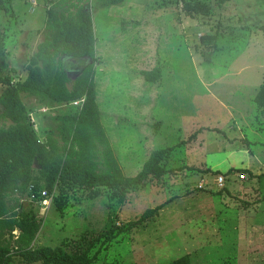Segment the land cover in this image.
Here are the masks:
<instances>
[{
  "label": "rangeland",
  "instance_id": "obj_1",
  "mask_svg": "<svg viewBox=\"0 0 264 264\" xmlns=\"http://www.w3.org/2000/svg\"><path fill=\"white\" fill-rule=\"evenodd\" d=\"M36 1L13 0L8 15L0 13V74L15 81L24 78L48 33L52 0ZM85 4L96 36L99 118L124 174L136 175L152 151L174 146L164 161L171 171L125 195L75 184L56 186L48 196L47 188L36 193L33 184L24 195L11 194V206L37 214L35 247L79 252L94 243L90 255L99 253L91 264H167L185 254L192 264H264V109L254 101L264 78V0H228L211 15L188 14L176 0ZM218 31L212 43L203 41ZM155 69L160 77L144 80L143 71ZM42 105L41 112L31 109L45 142L59 135L57 115L82 108ZM9 123L0 117V126ZM95 159L103 169L101 157ZM219 174L226 176L225 188L215 182ZM9 231L0 234L2 242L16 250L20 230Z\"/></svg>",
  "mask_w": 264,
  "mask_h": 264
},
{
  "label": "trees",
  "instance_id": "obj_2",
  "mask_svg": "<svg viewBox=\"0 0 264 264\" xmlns=\"http://www.w3.org/2000/svg\"><path fill=\"white\" fill-rule=\"evenodd\" d=\"M12 1L0 0V13L8 15ZM176 1L182 3L188 14L211 15L216 7L228 0ZM121 2L123 0H108L109 4ZM45 27L48 33L29 58L26 77L15 81L11 74H0V117L10 122L0 126V234L6 228L9 233L20 230L16 250L2 242L3 236L0 235V264H16V256L20 257L21 264H91L99 253L90 255L94 243L79 252H70L62 245L35 247L40 229L36 212L16 209L9 204L8 197L16 193L24 195L31 184L36 193L43 188L52 192L56 186L75 184L88 189L115 188L125 195L131 189L146 185L148 180L169 173L171 169L164 161L174 146L152 151L139 173L125 175L99 118L94 83L98 56L89 4L86 5L85 0H52L47 7ZM218 34L219 31L206 34L202 39L210 44ZM70 66L76 69L74 79ZM156 72L157 69L144 71L145 78L150 81L158 79L160 73L156 78ZM23 94L51 106L72 102L82 96H86V101L76 113L57 115L55 119L62 121L57 126L59 135L52 133L45 142L39 139L29 120V108ZM254 101L264 109V78ZM97 154L102 159L103 169L95 159ZM19 201L17 198V204ZM159 208L146 210L135 224L147 220ZM112 235L107 234L105 241L112 239ZM167 264H192L191 256L185 254Z\"/></svg>",
  "mask_w": 264,
  "mask_h": 264
},
{
  "label": "crops",
  "instance_id": "obj_3",
  "mask_svg": "<svg viewBox=\"0 0 264 264\" xmlns=\"http://www.w3.org/2000/svg\"><path fill=\"white\" fill-rule=\"evenodd\" d=\"M25 67H26V65H25ZM24 71L26 72V69L24 68ZM146 71H148V70H146ZM142 76H143V78H144V80L146 79L145 78V75H144V71H143V73H142ZM26 77V74H25V76H24V78ZM140 79L141 78H139V77H137L136 79H135V81H136V84H134L135 85V92L137 93V94H135V95H138V96H140L142 93H140V89H139V81H140ZM155 80H157V79H155ZM152 92H153V97L155 96V89L154 90H152ZM29 97H31V96H28L27 97V100H25L24 98V101H25V103L27 104V107L29 108V112H32V113H34L33 111H35V109L36 108H38V110L40 111L41 109H42V107H44L43 105H42V103H38L37 101H36V99L33 97H31V98H29ZM97 101H98V97H97ZM35 108V109H31V108ZM62 107V106H61ZM50 108V107H49ZM33 110V111H32ZM58 110H63L62 108H58ZM65 111V110H64ZM64 111H61V112H64ZM41 112V111H40ZM35 113H36V111H35ZM125 113V112H124ZM114 115H117V114H114ZM127 121L129 122V120L127 119ZM116 123V122H115ZM147 127H149V126H146L145 127V129L147 128ZM109 141H110V144H111V146H112V149H113V152L115 153V155H116V158H117V160H118V162H119V159H118V154H117V152L115 151V147H114V144H115V142H114V140L112 139V137H110L109 138ZM145 147H146V145H145ZM149 156V155H148ZM119 164L121 165V167H122V169H123V172L124 173H126V171H125V169H124V167H123V165L119 162Z\"/></svg>",
  "mask_w": 264,
  "mask_h": 264
},
{
  "label": "built area",
  "instance_id": "obj_4",
  "mask_svg": "<svg viewBox=\"0 0 264 264\" xmlns=\"http://www.w3.org/2000/svg\"><path fill=\"white\" fill-rule=\"evenodd\" d=\"M33 5L36 6L37 5V1L36 0H31ZM86 101V96H82L74 101H72V104L75 106H79V107H83L84 103ZM32 115V116H31ZM30 116V121L32 122V124L34 123L33 119H35V117L33 116V113L29 114ZM34 125V124H33ZM34 128V127H33ZM242 176L244 177V175L242 174ZM216 184L220 187V188H225L226 187V176H224L223 174H219L218 177L215 180ZM32 185V184H31ZM201 186H205V183L202 182ZM32 187V186H31ZM33 190V187H32ZM43 194L48 196V191L44 190Z\"/></svg>",
  "mask_w": 264,
  "mask_h": 264
}]
</instances>
